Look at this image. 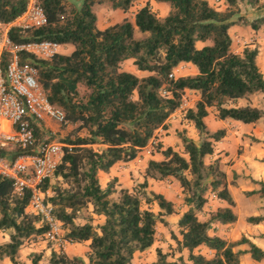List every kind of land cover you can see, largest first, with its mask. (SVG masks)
<instances>
[{"label":"trees","instance_id":"1","mask_svg":"<svg viewBox=\"0 0 264 264\" xmlns=\"http://www.w3.org/2000/svg\"><path fill=\"white\" fill-rule=\"evenodd\" d=\"M38 1L47 24L30 30L13 28L10 37L16 44L52 41L73 48L70 54L48 60L21 54V63L37 70L38 83L50 103L66 115L62 125L75 127L74 138L64 140L72 150L64 148L55 176L42 184L41 191L61 225L62 240L89 242L88 261L53 250L47 264H135L138 253L155 245L157 226L177 213L175 204L150 190L147 181L135 190L120 187L117 178L104 186L100 173L110 174L115 165L135 161L159 130L167 129L188 91L199 96L186 114L199 139L181 133L182 152L159 145L164 159L151 160L146 177L160 181L173 178L180 183L187 211L178 222L182 236L178 246L188 251L189 263L241 264L244 255L263 262L264 250L247 237L228 241L211 234L217 225L235 224L238 217L226 173L218 161L206 162L227 131L210 130L206 119L211 110L224 122L252 125L263 119L264 111L251 104L253 97L264 94L259 49L247 46L236 52L230 30L240 25L260 31L264 3L217 0L225 5L220 10L209 0H153L170 8L161 17L153 10L152 0ZM139 2L144 5L134 21L127 17L106 29L99 28L98 6L110 5L129 14ZM247 6L257 12L254 19L246 16ZM26 8V0H0V23L14 22ZM9 61L6 54L4 68ZM128 61L147 75L126 70ZM181 64L194 65L197 73L171 78ZM242 100L247 104L240 105ZM31 121L37 144L48 143L41 139L47 131L43 122ZM22 153L7 149L1 156L14 160ZM254 183L259 188L247 195H260L264 200V182ZM211 193L227 206L209 209ZM30 196L29 192L17 193L11 180L0 177V231L9 234V240L0 244V261L23 264L19 255L27 244L48 240V226L31 210ZM156 205L158 213L153 210ZM89 208L93 215L104 218L100 226L78 223ZM247 222L260 225L264 214L251 216ZM202 247L212 254L197 252ZM157 254L152 264H184L183 258L172 262L161 250ZM43 259L42 253H34L31 261L42 264Z\"/></svg>","mask_w":264,"mask_h":264},{"label":"rangeland","instance_id":"2","mask_svg":"<svg viewBox=\"0 0 264 264\" xmlns=\"http://www.w3.org/2000/svg\"><path fill=\"white\" fill-rule=\"evenodd\" d=\"M213 6L218 9L224 10L225 7L217 0H211ZM79 6L80 4L77 3ZM144 5L143 2L137 3L129 14L124 13L121 10L113 11L110 5H102L96 8L98 14V26L100 29H106L109 25L122 22L125 18L129 17L134 21L135 14ZM245 6V5H242ZM248 11L246 16L249 19H254L257 15L253 9L246 8ZM153 10L161 17L166 16L170 8H167L163 4H156L153 6ZM243 10V9H242ZM264 14V12H261ZM110 27V26H109ZM108 28V27H107ZM251 28V27H249ZM247 28L248 32L243 34V37L247 40H252L254 32ZM260 39H264V27L260 30ZM241 46V43L237 44V47ZM260 69H264V57L260 59L258 63ZM130 68L132 66L130 65ZM182 73H175V77L188 76L192 74V68L187 66L182 68ZM254 101L251 100V104L264 111V96L258 95L254 97ZM199 100V96L193 92L188 91L183 98V104L181 108L174 114L176 117L172 119V122L167 124V132L158 134L157 138L151 141V143L144 148L139 158L134 164H122L116 171V176H102L103 185H107L110 180L117 178L119 180V186L135 190L139 185L148 182L150 190L164 195L168 200L175 204L177 213L166 217V224H158L157 226V240L155 245L143 253L136 255L135 264H152L157 260V252L161 250L163 253L168 254L169 261H180L183 258V262H188V251H181L178 246V239L182 240L178 228V222L184 212L187 211V207L184 204L185 196L180 183L173 179L167 180H155L146 177L147 167L151 160L164 159L161 151L158 150V146L162 144L165 148L172 147L175 150L182 152L183 145L180 138V134L184 133L189 138L198 140V132L196 128L186 120L187 111L195 107ZM247 103V101H244ZM212 115L206 119V123L210 130L216 131L220 129H226L227 136L221 142L216 145V152L213 156L207 158L206 162L212 164L218 161L220 169L226 173L227 184L232 196L235 199L236 207L234 208L238 220L235 224L229 225L228 233H230V240L235 241L241 239L243 236L247 237L260 248L264 250V223L260 225H251L247 222V218L251 216H259L264 214V200L260 195L251 196L247 195V192L258 189V185L255 181H261L264 179V117L257 124L244 125L242 123H235L232 121H225L224 123L217 118L216 111L212 110ZM172 117V116H171ZM46 133L42 134V141L44 142H57L64 143V140L68 136L72 135L75 130L73 126H64L62 124L55 123L53 129L46 127L43 124ZM166 139V143H163L162 139ZM100 149L101 147H94ZM158 159V160H157ZM215 193L209 195V209H216L222 204L218 199L213 198ZM226 204V203H224ZM153 210L158 213L159 208L156 205ZM91 222L94 226H100L104 222L103 217H98L92 214V208L84 211L83 217L78 220V223ZM9 240V234L7 232L0 231V244H4ZM65 243L64 246H60L58 243L51 242L47 239L41 240L38 243L27 244L20 252V260L23 264H32L31 258L34 253H42L44 259L42 264H47L53 250L64 251L70 256H79L88 261L89 247L87 244H71ZM247 249L246 246L242 247ZM204 255L206 254L203 248L199 251ZM0 264H12L9 260L0 261ZM187 264V263H186ZM242 264H264L263 262H256L247 255L242 259Z\"/></svg>","mask_w":264,"mask_h":264},{"label":"built area","instance_id":"3","mask_svg":"<svg viewBox=\"0 0 264 264\" xmlns=\"http://www.w3.org/2000/svg\"><path fill=\"white\" fill-rule=\"evenodd\" d=\"M26 11L14 22L0 23V177L11 180L17 193H30V208L48 226L47 238L64 246L62 228L54 216V209L45 202L42 184L55 176L64 148L72 146L57 142L37 144L33 119H50L66 123L63 110L53 106L37 80V70L21 63V54L51 59L61 54L62 45L52 41L16 44L10 37L13 28L30 30L47 24L44 9L38 0H26ZM10 55L4 68V56ZM175 77V73L170 76ZM23 151L16 159L2 157L5 150Z\"/></svg>","mask_w":264,"mask_h":264},{"label":"crops","instance_id":"4","mask_svg":"<svg viewBox=\"0 0 264 264\" xmlns=\"http://www.w3.org/2000/svg\"><path fill=\"white\" fill-rule=\"evenodd\" d=\"M209 2L211 3V0H209ZM261 2L262 3H264V0H261ZM151 3H152V5L153 6H155L156 4H159V3H156L155 1H151ZM212 4V3H211ZM163 5H165L167 8H169V6L168 5H166V4H163ZM213 5V4H212ZM224 5V4H223ZM224 7H225V5H224ZM222 10V9H221ZM113 11H117V10H112V12ZM255 11V10H254ZM261 12H264V10L263 11H260V13ZM109 26H111V25H109ZM109 26H107V27H109ZM106 27V28H107ZM247 28H249V27H245V26H240V25H236V26H234V27H232L231 28V30H230V34H231V36H232V38H233V49L236 51V52H241L245 47H247V46H251V47H257L258 49H259V57H258V63L260 62V59L262 58V57H264V39H260V37H261V35H260V32L261 31H255V30H253L252 28H249L250 30H251V32H254V35H252L251 37H254V39H252V40H247V39H245V37H243V34L244 33H247L248 32V30H247ZM238 43H241V46H239V47H237V44ZM203 46V44H199V47H202ZM73 51V48L71 47V46H62V50H61V53L62 54H70L71 52ZM130 65L132 66L133 64H132V62H130V61H128L126 64H125V69L126 70H128L129 72H132V73H134V74H136V75H139V76H146L147 74L146 73H141L140 71H138L134 66H132V68H130ZM187 66H189V67H191L192 68V74H196L197 73V69H196V67L194 66V65H192V64H181L176 70H175V73H182L181 71H182V68H184V67H187ZM261 71L263 72V74H264V69L262 68L261 69ZM261 95H263L264 96V94H261ZM255 97H257V96H255ZM254 97L252 98V100L254 101ZM244 101L245 100H242V101H240V105H246L247 103H244ZM252 106H254V104H252ZM211 113H212V110H211ZM210 113V115H209V117L212 115ZM176 115V114H175ZM175 115H172V117L169 119V121H168V124L170 123V122H172V119L173 118H175L176 116ZM208 117V118H209ZM207 118V119H208ZM223 123H224V121H222ZM232 122H235V123H239V122H236V121H232ZM56 122H54V121H52V120H50V119H47V120H45L44 122H43V124H45L46 125V127H51L52 129H53V126H54V124H55ZM168 130L167 129H161V130H159V132H158V134L160 135L161 133H164V132H167ZM217 131V130H216ZM162 141H163V143H166V139L165 138H163L162 139ZM141 153V152H140ZM140 155V154H139ZM139 158V157H138ZM137 158V159H138ZM137 159L135 160V161H133V162H130V163H132V164H134V162H136L137 161ZM158 160V159H157ZM158 161H160V160H158ZM122 164H129V163H119V164H117V165H115L113 168H112V170H111V173L110 174H105V173H103V172H101L100 173V177H101V179H102V176H116L117 174H116V170L118 169V168H120V166L122 165ZM261 181H263L264 182V179H262ZM213 198H216L215 196H213ZM227 205L226 204H224V203H222V204H220V206L219 207H226ZM228 227H229V225H217L216 227H215V229L211 232V234L212 235H218V236H220V237H222V238H224V239H226V240H230V233H228ZM85 244H87L88 245V247H89V242H87V243H85ZM69 245H71V244H69ZM203 249H204V251L206 252V254H212V252L210 251V250H208L207 248H205V247H202ZM185 251H187V250H185ZM244 256H247V255H244ZM243 256V257H244ZM250 256V255H249ZM243 257H242V259H243ZM251 257V256H250ZM242 259H241V264H242Z\"/></svg>","mask_w":264,"mask_h":264}]
</instances>
